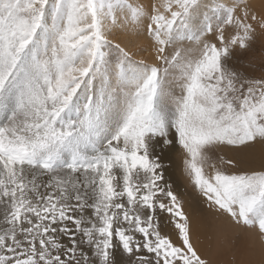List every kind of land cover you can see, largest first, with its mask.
Wrapping results in <instances>:
<instances>
[{
  "label": "snow or ice",
  "instance_id": "obj_1",
  "mask_svg": "<svg viewBox=\"0 0 264 264\" xmlns=\"http://www.w3.org/2000/svg\"><path fill=\"white\" fill-rule=\"evenodd\" d=\"M257 42L247 0H0V264H222L173 152L244 242L231 264H264V64L237 56Z\"/></svg>",
  "mask_w": 264,
  "mask_h": 264
},
{
  "label": "rangeland",
  "instance_id": "obj_2",
  "mask_svg": "<svg viewBox=\"0 0 264 264\" xmlns=\"http://www.w3.org/2000/svg\"><path fill=\"white\" fill-rule=\"evenodd\" d=\"M262 3V4H261ZM247 4H248V7L252 10V11H254V12H256L258 15H264V0H247ZM114 40H115V42H118V43H121L122 44V46H124V45H126L130 50H132V51H136L137 50V47H136V37H135V35L134 34H130V33H128V32H125V31H117L115 34H114V36L112 37ZM237 56H238V59H240V60H242L245 64H247V63H249V62H253L254 63V65L256 66V67H259V66H261L262 64H264V50H262V48H261V44L259 43V42H257V44L256 45H254L253 46V49L252 50H250L249 52H247V53H238L237 54ZM145 58V59H147L149 62H152L153 60H154V54L151 52V50H149V51H147V52H142L141 54H140V57H138V58ZM259 147L257 148V150H256V154H255V156L256 157H251V156H249L247 153H231V152H229L228 153V155H230V156H235V157H237V158H239V159H244V160H250V161H252V164H251V166H259ZM171 156L173 157L172 159L174 160V161H176L175 162V165H174V180H173V183H174V187L177 189V192H179L182 196H183V198L186 200V201H188V204H186V209H188V214L190 215V217H192V220H193V224H194V220H195V222L196 221H199L200 222V225L202 226V230H201V233H200V239L198 240V242H199V244H201V246H204L205 247V245H204V243H207L208 242V247H210V248H208L207 247V251H208V253L207 252H205L204 251V247H198L200 250H201V252H203V253H207L208 255H211V253L213 254V255H211V256H213V260L215 261L216 259L217 260H222L221 262H222V264H230L231 263V261H232V259L230 258V257H232L233 258V252H232V255L230 256L229 254H228V251H225L224 252V255H222V257L221 256H218L217 255V250H219V249H221V248H223L224 250H225V244L223 243V242H221V243H219L218 241H216V239H217V236H218V233H217V228H218V226L220 225V224H222V223H224V218H220L219 219V222L217 223V219H215L213 216H211V215H208V216H204L203 214H202V212H201V208H200V204H199V198H198V196L193 192V190H191L192 188H191V186H190V184H189V182H188V180H186V179H184L182 176V173H183V171H181L182 170V164L180 163V157H179V155H178V153H175V152H173L172 154H171ZM246 157V158H245ZM178 160H177V159ZM178 167V168H177ZM179 167H180V169H179ZM178 170V171H177ZM179 172V173H178ZM176 174L178 175V176H176ZM178 177V178H177ZM179 177H181V178H179ZM178 179V180H177ZM185 180V182H183ZM177 182V183H176ZM186 184H189V185H186ZM176 185H177V187H176ZM179 185V186H178ZM187 187H186V186ZM181 186H182V188H181ZM184 187V188H183ZM190 187V188H189ZM180 188V189H179ZM187 188V189H186ZM182 192H180V191ZM186 194V195H185ZM189 196V197H188ZM189 198V199H188ZM190 200H192V201H190ZM190 202V203H189ZM190 205H192V206H190ZM191 208V209H190ZM189 209L190 210H192V212H194L195 211V214L194 213H189ZM194 209V210H193ZM187 211V210H186ZM197 211H199V212H197ZM197 213L199 214V215H197ZM201 214V215H200ZM195 215H197V216H195ZM195 216V217H194ZM200 216H202V217H200ZM210 216V217H209ZM205 217V218H204ZM213 217V218H212ZM207 219V220H206ZM208 221V222H207ZM213 222H214V224H213ZM209 223V224H208ZM204 225V226H203ZM211 225V226H210ZM205 227V228H204ZM214 228H215V230H214ZM207 229H209V230H207ZM170 230V229H169ZM214 231L215 233L214 234H212L210 231ZM216 234V235H215ZM206 235V236H205ZM208 237V238H207ZM216 238V239H215ZM230 238V237H229ZM234 238V237H233ZM232 238V236H231V239H233ZM213 239V240H212ZM231 239H230V241H231ZM211 240V241H210ZM235 240V239H234ZM195 242V241H194ZM216 242V243H215ZM219 244H218V243ZM228 242H229V240H228ZM211 243V244H210ZM212 243H213V245H212ZM197 246V245H196ZM214 246V247H213ZM220 246V247H219ZM223 246V247H222ZM213 247V248H212ZM217 247H218V249H217ZM208 249H211V250H208ZM212 249H215L214 251H216V254H214L215 252H213V250ZM211 251V252H210ZM236 252V251H235ZM217 255V257H215ZM224 256V257H223ZM227 256V257H226ZM220 257V258H219ZM226 257V258H225ZM230 259H229V258ZM225 258V259H224ZM226 260H227V262H226ZM228 261H230V262H228Z\"/></svg>",
  "mask_w": 264,
  "mask_h": 264
},
{
  "label": "bare ground",
  "instance_id": "obj_3",
  "mask_svg": "<svg viewBox=\"0 0 264 264\" xmlns=\"http://www.w3.org/2000/svg\"><path fill=\"white\" fill-rule=\"evenodd\" d=\"M262 4V3H261ZM259 152H260V150H259ZM231 153H234V152H231ZM256 157V156H255ZM173 158V157H172ZM246 158V157H245ZM177 159V158H176ZM178 160V159H177ZM249 160V159H248ZM174 161V160H173ZM176 162V161H175ZM258 166V165H257ZM178 168V167H177ZM179 169H180V167H179ZM178 171V170H177ZM182 171V170H181ZM179 173V172H178ZM174 174V173H173ZM182 177L184 178V179H186L187 180V178L184 176V174L182 173ZM176 176H178L177 174H176ZM178 178V177H177ZM179 178H181V177H179ZM172 179L174 180V175L172 176ZM178 180V179H177ZM183 182H185V180L183 181ZM187 182V181H186ZM185 182V183H186ZM177 183V182H176ZM186 185H189V184H186ZM185 185V186H186ZM179 186V185H178ZM176 187H177V185H176ZM187 187V186H186ZM181 188H182V186H181ZM184 188V187H183ZM190 188V187H189ZM180 189V188H179ZM187 189V188H186ZM177 190V189H176ZM192 190V189H191ZM180 191V190H179ZM181 192V191H180ZM183 192V191H182ZM181 192V193H182ZM179 193V192H178ZM186 195V194H185ZM189 197V196H188ZM189 199V198H188ZM190 201H192V200H190ZM190 203V202H189ZM188 204V203H187ZM190 206H192V205H190ZM191 209V208H190ZM189 209V213L191 212V213H194L195 214V211L194 212H192V210H190ZM187 210V213H188V209H186ZM194 210V209H193ZM197 212H199V211H197ZM197 215H199L198 213H197ZM197 215H195V216H197ZM201 215V214H200ZM194 216V217H195ZM212 216V215H211ZM198 217V216H197ZM200 217H202V216H200ZM210 217V216H209ZM205 218V217H204ZM213 218V217H212ZM207 220V219H206ZM208 222V221H207ZM219 222V220L217 221V223ZM209 224V223H208ZM213 224H214V222H213ZM204 226V225H203ZM211 226V225H210ZM205 228V227H204ZM201 230H202V226L200 225V222L199 221H196L195 222V220H194V224H193V231H194V241H195V244L197 245V247H204V246H201V244H199V242H198V240L200 239V233H201ZM207 230H209V229H207ZM214 230H215V228H214ZM212 234H214L215 232L212 230V231H210ZM216 235V234H215ZM206 236V235H205ZM230 237V238H229ZM234 236H232V238H233ZM208 238V237H207ZM216 239V238H215ZM230 239H231V236H227V237H221L220 235H218L217 236V239H216V241H218L219 243H221V242H223L224 244H225V251H228V254L231 256L232 255V252L234 251H237V248L236 247H233L232 246V242L233 241H235V243H236V245L237 246H239V245H242L244 242L243 241H237V240H234L235 239V237L233 238V239H231V241H230ZM213 240V239H212ZM228 240H229V242H228ZM211 241V240H210ZM217 242V243H218ZM216 243V242H215ZM218 243V244H219ZM211 244V243H210ZM222 244V243H221ZM204 245H205V249H204V251L205 252H207L208 253V251H207V247H208V242L207 243H204ZM212 245H213V243H212ZM214 247V246H213ZM212 247V248H213ZM220 247V246H219ZM223 247V246H222ZM208 248H210V247H208ZM217 249H218V247H217ZM208 250H211V249H208ZM213 250V252H215L214 254H216V251H214L215 249H212ZM220 250V249H219ZM211 252V251H210ZM217 252H218V250H217ZM206 253V254H207ZM209 254V253H208ZM207 254V255H208ZM238 255H239V253H237ZM211 255H213L212 253H211ZM211 255H209V256H211ZM212 258H213V256H211ZM215 257H217V255L215 256ZM222 257V256H221ZM224 257V256H223ZM227 257V256H226ZM225 257V258H226ZM220 258V257H219ZM224 258V259H225ZM229 258V257H228ZM231 259H232V257H230ZM229 258V259H230ZM214 259V258H213ZM252 259H254V260H259L260 259V256H259V251H257V253H256V255L255 256H253L252 257ZM217 260V259H216ZM219 261H222V260H219ZM226 262H227V260H226ZM228 262H230V261H228ZM231 264V263H230Z\"/></svg>",
  "mask_w": 264,
  "mask_h": 264
}]
</instances>
